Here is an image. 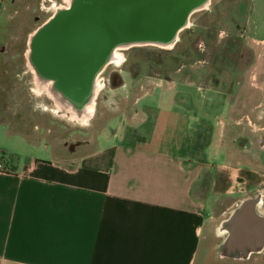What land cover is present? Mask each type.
<instances>
[{"label":"crops","instance_id":"1","mask_svg":"<svg viewBox=\"0 0 264 264\" xmlns=\"http://www.w3.org/2000/svg\"><path fill=\"white\" fill-rule=\"evenodd\" d=\"M254 47L247 69L227 55L201 74L212 91L201 108L217 104L226 119L209 120L184 89L167 107L138 105L137 94L121 131L92 147L0 119L24 148L0 169V264H264V227L241 258L231 254L245 244L225 226L256 196L264 216V55ZM42 140L47 156L32 150Z\"/></svg>","mask_w":264,"mask_h":264},{"label":"rangeland","instance_id":"2","mask_svg":"<svg viewBox=\"0 0 264 264\" xmlns=\"http://www.w3.org/2000/svg\"><path fill=\"white\" fill-rule=\"evenodd\" d=\"M65 3V0H0V119L24 121L29 128L36 126L33 134L46 133L49 139L66 140L67 145L81 143V147H92L96 143L93 138L98 136L101 144L106 143L105 136L124 127L122 120L132 112L137 94L138 105L167 107L174 92L184 89L189 93L187 100L195 102L197 110L207 112L209 120L226 119L217 104L201 108L204 99L212 94L201 74L211 64L213 74L216 73V60L210 59L206 52L222 51L224 47L228 52L249 51L252 55L255 43L261 52L259 57L264 55V0H210L206 8L189 15L188 24L168 46L134 45L128 48L129 55L125 53L127 49H119L122 59L127 58L124 69L135 67L138 72L134 70V76H128L125 70L112 71L111 68L122 66L113 62L105 71L100 70L96 80L102 86L94 99L93 114L86 124L72 122L67 114L55 111L56 104L49 95L34 91L35 75L28 55L31 35ZM204 42L205 48L201 49ZM247 63L246 56L239 60L241 68L247 69ZM111 72L117 73L121 85L114 86L109 81ZM185 75H188L186 83ZM216 82L214 78L213 84ZM17 128L0 126V155L5 158L11 159L24 150L15 138ZM42 144L43 140L32 150L38 156H47Z\"/></svg>","mask_w":264,"mask_h":264},{"label":"water","instance_id":"3","mask_svg":"<svg viewBox=\"0 0 264 264\" xmlns=\"http://www.w3.org/2000/svg\"><path fill=\"white\" fill-rule=\"evenodd\" d=\"M198 0H74L31 35V63L63 95L88 87L93 71L115 41L167 42Z\"/></svg>","mask_w":264,"mask_h":264},{"label":"bare ground","instance_id":"4","mask_svg":"<svg viewBox=\"0 0 264 264\" xmlns=\"http://www.w3.org/2000/svg\"><path fill=\"white\" fill-rule=\"evenodd\" d=\"M66 3L57 7V11L60 9L68 8L74 0H65ZM191 13V6L187 10L183 21L177 26L176 31H174L171 39L167 42L163 41H155L148 44H157L160 46H168L171 41L176 37L177 32L180 31L183 27L186 26V21ZM140 42L134 40H124V41H115L107 48L105 51L103 58L96 69L93 71L89 86L88 87H79L76 90H73L69 93V95H63V92L57 88L53 78L43 73L39 69H37L33 63L30 62V65L34 69L35 82H36V90L39 92H44L49 95L56 104L55 111L60 115H66L72 122H78L80 124H86L88 119L93 114L94 110V99L101 88V83L96 80L97 73L101 70L103 65L110 61L116 64H119L122 61V54L119 52V49L133 45L139 44ZM143 44V43H142ZM255 203L251 199H247L243 204H241L238 208H236L230 219L226 222L225 226H228L233 231V235L237 240H240L241 243H244V249L235 251L231 255L238 256L235 253H241L242 251H246V254L242 257H247L251 253V249H257L262 244V235H263V227H264V216L260 215L255 211ZM251 206V207H250ZM249 207V220L254 225L255 237H251L249 239L243 240V238H238V236H243L245 233L246 225L248 224V219L245 216V210ZM235 224V225H234ZM251 232V233H252ZM243 240V241H242ZM249 242V243H248ZM251 242V243H250ZM241 257V258H242Z\"/></svg>","mask_w":264,"mask_h":264},{"label":"flooded vegetation","instance_id":"5","mask_svg":"<svg viewBox=\"0 0 264 264\" xmlns=\"http://www.w3.org/2000/svg\"><path fill=\"white\" fill-rule=\"evenodd\" d=\"M209 2H210V0H198L196 3H193L192 5H191V13H193L194 11H196V10H200V9H204V8H206L207 6H208V4H209ZM190 13V14H191ZM189 14V15H190ZM36 18H39V17H36ZM188 22H189V19H187V21H186V25L188 24ZM232 24L234 23L233 21L231 22ZM230 23V24H231ZM228 33V34H227ZM226 33V35H230L229 34V32H227ZM230 39V38H229ZM228 40V39H227ZM143 44H147V43H143ZM142 43H139V44H133V45H130V46H134V45H136V46H138V45H143ZM200 44V43H199ZM205 44H206V42H204L203 43V47L201 48V49H204L205 48ZM201 45V44H200ZM130 46H127V47H124L123 49H127V51H125V53L127 54V55H129L130 54V51H131V49H130V51H129V47ZM224 47H222V51H216V52H206V55H208L211 59H217L218 57L219 58H222V57H226L227 55H228V57L229 56H231V57H233V56H236V57H239V55L242 57V58H244V56H246L247 57V59H248V66L250 65V62H249V57H250V52L249 51H247V53H241V54H239V53H236V52H233V51H230V52H228L227 50L225 51L224 49H223ZM29 50V49H28ZM238 55V56H237ZM127 58L126 57H123V59H122V61L119 63L120 65H122V66H120L119 68H117V67H113V68H111V70L112 71H123V70H125V72L126 73H128V76H134L133 74H134V70L135 71H137L138 72V68H135V67H129V66H127L125 69H124V65L126 64V63H124V61L126 60ZM108 64H111V62L110 61H108V62H106L104 65H103V67L101 68V70L102 71H105L106 70V67H107V65ZM119 64H117V65H119ZM235 64H237V63H235L233 60H232V58L231 59H229L228 60V67H230V69H231V67L233 66V67H235L236 65ZM109 76H110V78H109V81L114 85V86H116V85H121V82H119V79H118V77L119 76H117V73H113V72H111L110 74H109ZM126 76V75H125ZM34 91L37 93V94H41L42 92H39V91H37L36 90V85H35V88H34ZM251 200L257 205L259 202H260V196H256V197H254V198H251ZM255 205V206H256ZM251 207V206H250ZM249 207L245 210V216H246V218L248 219V221H247V227H246V231H245V233L243 234V236H238V238L240 239V238H243V240H245V239H249V238H251V237H249L250 236V233L252 232V229H253V224L250 222L251 220H249L250 218H249ZM258 213V212H257ZM261 215V214H260ZM263 216V215H262ZM235 225V224H234ZM233 231V230H232ZM242 240V241H243ZM238 241H240V240H238ZM238 256H240V257H242V256H244L245 254H246V251H242L241 253H236Z\"/></svg>","mask_w":264,"mask_h":264},{"label":"built area","instance_id":"6","mask_svg":"<svg viewBox=\"0 0 264 264\" xmlns=\"http://www.w3.org/2000/svg\"><path fill=\"white\" fill-rule=\"evenodd\" d=\"M0 169L7 171L11 170V159L0 155Z\"/></svg>","mask_w":264,"mask_h":264}]
</instances>
